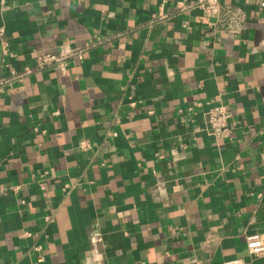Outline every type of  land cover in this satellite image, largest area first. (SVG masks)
I'll return each mask as SVG.
<instances>
[{
	"label": "crops",
	"instance_id": "0c3cea01",
	"mask_svg": "<svg viewBox=\"0 0 264 264\" xmlns=\"http://www.w3.org/2000/svg\"><path fill=\"white\" fill-rule=\"evenodd\" d=\"M190 1L0 0V76L32 69L0 92V264H264V9L220 0L213 35ZM64 42L83 59L34 68Z\"/></svg>",
	"mask_w": 264,
	"mask_h": 264
},
{
	"label": "built area",
	"instance_id": "2783aa9c",
	"mask_svg": "<svg viewBox=\"0 0 264 264\" xmlns=\"http://www.w3.org/2000/svg\"><path fill=\"white\" fill-rule=\"evenodd\" d=\"M257 9H264V0H251ZM188 7H198L205 18L206 28L213 35L239 32L236 24L241 19L240 12L231 5L224 4L220 0H191L187 3ZM164 15H160L163 17ZM88 46L73 47L69 43H60L55 51L44 52L34 58V68L43 69L54 67L62 73L66 71L73 60H82ZM7 65V64H6ZM31 68H24L21 71L8 69L0 76V92H16L17 83L23 76L31 72ZM199 105V104H198ZM187 111L194 110L189 106ZM150 112V111H149ZM203 131L217 139H229L230 132L235 127V122L231 119L230 110L223 104L210 105L202 113ZM115 134V133H113ZM88 143L81 140L80 148H86ZM245 247L250 257L264 255V233H251L244 237ZM224 264H241L240 259L225 262Z\"/></svg>",
	"mask_w": 264,
	"mask_h": 264
}]
</instances>
